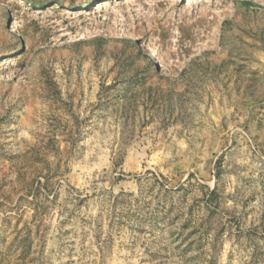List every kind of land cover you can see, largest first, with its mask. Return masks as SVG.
Masks as SVG:
<instances>
[{
	"label": "rangeland",
	"instance_id": "rangeland-1",
	"mask_svg": "<svg viewBox=\"0 0 264 264\" xmlns=\"http://www.w3.org/2000/svg\"><path fill=\"white\" fill-rule=\"evenodd\" d=\"M0 264H264V0H0Z\"/></svg>",
	"mask_w": 264,
	"mask_h": 264
},
{
	"label": "bare ground",
	"instance_id": "bare-ground-1",
	"mask_svg": "<svg viewBox=\"0 0 264 264\" xmlns=\"http://www.w3.org/2000/svg\"><path fill=\"white\" fill-rule=\"evenodd\" d=\"M177 50V46L175 44H170L167 48V50H165V57L169 58L171 57Z\"/></svg>",
	"mask_w": 264,
	"mask_h": 264
},
{
	"label": "trees",
	"instance_id": "trees-1",
	"mask_svg": "<svg viewBox=\"0 0 264 264\" xmlns=\"http://www.w3.org/2000/svg\"><path fill=\"white\" fill-rule=\"evenodd\" d=\"M244 4H245L246 6H253V3H250V2H244Z\"/></svg>",
	"mask_w": 264,
	"mask_h": 264
}]
</instances>
